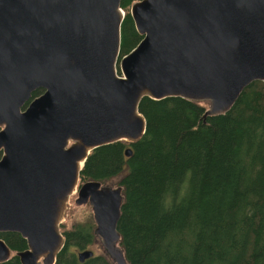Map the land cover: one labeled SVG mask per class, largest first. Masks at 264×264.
Listing matches in <instances>:
<instances>
[{
  "label": "water",
  "instance_id": "95a60500",
  "mask_svg": "<svg viewBox=\"0 0 264 264\" xmlns=\"http://www.w3.org/2000/svg\"><path fill=\"white\" fill-rule=\"evenodd\" d=\"M120 4L0 0V234L26 241L20 264H55L76 193L105 254L128 264L117 231L122 187L79 183L90 153L142 138L144 98L206 105L205 124L264 84V0L136 2L129 15L142 39L121 59ZM11 257L0 239V264ZM91 257L77 254L80 263Z\"/></svg>",
  "mask_w": 264,
  "mask_h": 264
},
{
  "label": "trees",
  "instance_id": "16d2710c",
  "mask_svg": "<svg viewBox=\"0 0 264 264\" xmlns=\"http://www.w3.org/2000/svg\"><path fill=\"white\" fill-rule=\"evenodd\" d=\"M139 1L121 0L119 59L142 39L129 15ZM206 109L144 98L142 138L100 147L85 161L80 184L117 180L123 189L117 231L128 264H264V84L252 83L228 114L203 124ZM94 228L88 221L63 230L55 264H113L106 254L78 261L96 242ZM0 239L12 251L3 264H20L14 255L26 241L16 233Z\"/></svg>",
  "mask_w": 264,
  "mask_h": 264
},
{
  "label": "rangeland",
  "instance_id": "374dc122",
  "mask_svg": "<svg viewBox=\"0 0 264 264\" xmlns=\"http://www.w3.org/2000/svg\"><path fill=\"white\" fill-rule=\"evenodd\" d=\"M129 13H130V9H129ZM116 182L117 180H113L104 185L116 187ZM76 197H77V193L71 196L69 199L67 211L62 221V224H61L62 226L60 227L61 232H63V230H70L71 227L76 223H85V222L91 221L94 224L91 207L88 204L77 206L75 204ZM87 250L92 251L94 256L105 254V252L103 251L98 241H96L94 245L88 247Z\"/></svg>",
  "mask_w": 264,
  "mask_h": 264
},
{
  "label": "built area",
  "instance_id": "2783aa9c",
  "mask_svg": "<svg viewBox=\"0 0 264 264\" xmlns=\"http://www.w3.org/2000/svg\"><path fill=\"white\" fill-rule=\"evenodd\" d=\"M121 13L124 15L123 11L120 9Z\"/></svg>",
  "mask_w": 264,
  "mask_h": 264
},
{
  "label": "flooded vegetation",
  "instance_id": "af4514ba",
  "mask_svg": "<svg viewBox=\"0 0 264 264\" xmlns=\"http://www.w3.org/2000/svg\"><path fill=\"white\" fill-rule=\"evenodd\" d=\"M43 91V90H42ZM43 93V92H42ZM60 230H61V228H60ZM63 234V233H62Z\"/></svg>",
  "mask_w": 264,
  "mask_h": 264
}]
</instances>
